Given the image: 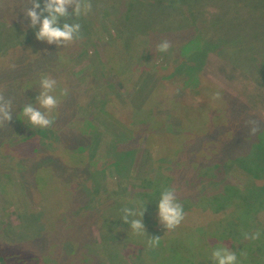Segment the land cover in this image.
I'll list each match as a JSON object with an SVG mask.
<instances>
[{"label":"rangeland","instance_id":"374dc122","mask_svg":"<svg viewBox=\"0 0 264 264\" xmlns=\"http://www.w3.org/2000/svg\"><path fill=\"white\" fill-rule=\"evenodd\" d=\"M90 2L89 13L68 21L81 25L82 38L57 48L28 27L29 0H0V92L12 100V118L22 112L12 129L0 126V264H126L141 236L122 221V209L139 213L149 182L174 188L183 209H219L235 219L252 196L264 205V33L234 23L249 10H238V0ZM137 29L148 33L128 44ZM164 40L171 47L160 52ZM42 75L57 81L60 100L43 129L22 111L38 106L41 88H33ZM53 151L70 155L69 164L65 154L48 157ZM157 205L144 208L143 225L172 232ZM255 221L264 223V211Z\"/></svg>","mask_w":264,"mask_h":264},{"label":"trees","instance_id":"16d2710c","mask_svg":"<svg viewBox=\"0 0 264 264\" xmlns=\"http://www.w3.org/2000/svg\"><path fill=\"white\" fill-rule=\"evenodd\" d=\"M250 2L251 0L249 1L238 0V4L240 5L238 7V10L242 12H247V10H249V12H247L248 13V15L246 16L247 18L237 17L235 18L237 22L234 23L236 24L239 23V25L242 27L243 25L250 26V24L252 23L257 33L259 34L264 33V23L260 18V15H264V9L261 8V6L264 5V1L262 3L259 2L258 4H254ZM248 8H252V9H248ZM169 9L171 8L164 6L161 7L163 13L168 12ZM154 17L156 19L158 18L157 15H155ZM119 18L125 19L124 22L126 23L128 22L127 14L120 13ZM158 25L160 24L158 23ZM125 26L126 25L123 26L120 25V28H122L124 31ZM237 27L238 25L234 26L233 28L235 29ZM140 30L141 29L139 30L137 29V31H129L128 36H125V37L130 36L129 41L127 42L128 44L130 41H133L135 37H137L138 32H142ZM180 31H184V30H180ZM142 33L147 34L148 32H146L145 30ZM181 33L183 32H179L178 34ZM143 34H141V37L144 36ZM217 36L220 37L219 34H217ZM223 41L224 40H218V43L224 44L222 43ZM239 42L238 43L234 42L233 44L230 43L229 44L233 45V47L238 48ZM191 44L185 45L183 47L185 52L183 50L181 54L186 58H188L187 57L188 54H186V50L189 49V47H191ZM160 83L162 82L161 81L158 82L157 85L159 86ZM37 87L33 89L37 90L40 88V86L38 88ZM37 94H39V92ZM38 107L39 104L37 108ZM185 107L186 106H183L181 108L185 109ZM42 110L45 111L44 109ZM21 114L22 112L21 113L19 112L18 115H15L12 118V120L8 122V125L11 129L13 128V125L19 121V117L21 116ZM174 117L172 119L177 120L180 122V124H182L181 119H178L176 116ZM1 133L4 134L3 131H1ZM149 143L150 146L153 147L152 142L149 141ZM63 154H62L64 157L63 161L69 164V162H67L66 159H68L67 157L70 155H68L67 153H63ZM62 155L61 153L58 154V152L53 151L48 155V157L60 159ZM175 170L178 171L177 167L175 168ZM250 171L251 170L245 169V171H243L244 177L250 174ZM186 172L190 173V175L187 178V181L190 183H196L193 181V177L196 176V173L190 171H186ZM217 172L219 171L217 170ZM144 179L147 178L145 177ZM198 179L199 180H197V182L200 181L201 176L198 177ZM156 180L158 182L159 181L162 182V178L160 179L157 178ZM175 180H176L175 178L170 179L169 183ZM35 182H37L36 184L38 186L40 185L43 186L44 184V181L43 180L39 181L38 178L37 180H35ZM146 182H148V180ZM179 182H180L179 180H176L175 185L176 184L178 185ZM159 186L160 185H158L156 182H149L148 187L140 190L141 196H139V198L142 201L147 200L148 204L146 206H148L149 204L150 205H153L155 203L158 204L157 202L159 201L161 192L163 191V189L160 188ZM163 187H165V184H163ZM227 187L230 186L227 185ZM181 188H183V186ZM235 190L242 192L244 191V189L240 190L236 188ZM252 190H254L255 192L257 188H253ZM245 192L248 191L246 190ZM182 196L183 195L179 197ZM117 202L116 204H118ZM213 202L214 199L212 198L210 202L207 203V206L210 207V205L213 204ZM111 203L112 202L110 201L106 202L108 207ZM204 203L206 204V202ZM180 204L184 207L183 202H180ZM228 204L231 205V201H229ZM127 208H131V206L130 207L128 206ZM212 209L213 208L200 210L199 208H197V206H195V208L193 209H191V207H186L185 209H183V212L185 214L184 219L181 221L179 226L176 227V229H174L172 232L166 234L150 229L151 227L149 226V224L147 225L149 228H147V226H144L147 236L144 237V235H138L141 237H137L136 239L133 240L132 242L133 246L131 247L132 254H130L129 260L128 259L125 260V263L126 264H216L215 260L212 258V252L216 248L221 246H226L229 250L233 251L236 254L237 264L244 261V259L246 258L252 259L253 262L251 261V263L249 262V264H259L260 262H264V234L260 233L259 239L256 240L245 239V233L251 235L252 233H255V230H257L259 226L264 228L263 227L264 223L255 221V216L260 215V213L264 211V205L263 206L261 205L257 195L252 196L251 200L245 206L241 205L240 207H238L236 211H234L237 214L235 219L234 217L225 214L223 210L219 211V209L217 210L213 209L214 210L213 212ZM197 212H201V214L203 215L205 213L209 215L211 212H213L215 215L206 217L204 219L200 218L201 220L199 219L196 220L195 218H193V216ZM248 214H250L251 216L248 217L247 216ZM155 237H160L159 243L154 247L150 246L148 243V238H155ZM245 264H247V262H245Z\"/></svg>","mask_w":264,"mask_h":264},{"label":"clouds","instance_id":"9594fccd","mask_svg":"<svg viewBox=\"0 0 264 264\" xmlns=\"http://www.w3.org/2000/svg\"><path fill=\"white\" fill-rule=\"evenodd\" d=\"M31 8L27 7L24 16L30 20L28 27L37 28L35 37L39 41L47 44L55 45L57 48L68 46L75 41L81 39V25L79 23H69L71 17H80L86 15L92 9L90 0H44L41 8L38 0H29ZM40 9V11H37ZM71 10V11H70ZM46 13V15H44ZM63 18V24L60 23ZM171 47L169 41L164 40L157 45L160 52H166ZM41 91L36 96L39 107H34L32 103L24 105L22 111L27 118L28 123L36 128H49L54 123L53 111L59 106L60 100L53 93L57 88V81L48 75H42L40 80ZM68 89H62L60 96L67 95ZM219 98V93L216 94ZM44 109L45 111H41ZM12 120V100L5 99L0 92V125L8 123ZM250 123L255 124V121ZM252 133L256 132V128L251 129ZM143 209L137 213L132 208L122 209V221L130 225V228L137 235L147 236L141 217L144 214ZM139 216L138 219H129L130 217ZM157 215L160 223L167 230H173L179 226L184 219L182 205L177 201L176 190L174 188H166L161 192L157 205ZM260 233L255 232L251 235L245 233V239H259ZM160 237L148 238L150 246H156ZM212 258L216 264H237L236 254L229 250L226 246L216 248L212 252Z\"/></svg>","mask_w":264,"mask_h":264}]
</instances>
